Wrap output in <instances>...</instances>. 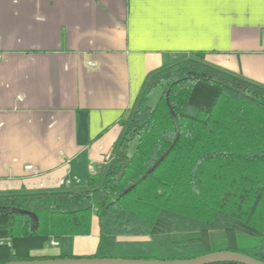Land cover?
Wrapping results in <instances>:
<instances>
[{
	"label": "crops",
	"instance_id": "crops-1",
	"mask_svg": "<svg viewBox=\"0 0 264 264\" xmlns=\"http://www.w3.org/2000/svg\"><path fill=\"white\" fill-rule=\"evenodd\" d=\"M192 53L264 87L258 0H0V195L102 182L148 79ZM98 246L94 219L40 254Z\"/></svg>",
	"mask_w": 264,
	"mask_h": 264
},
{
	"label": "trees",
	"instance_id": "trees-1",
	"mask_svg": "<svg viewBox=\"0 0 264 264\" xmlns=\"http://www.w3.org/2000/svg\"><path fill=\"white\" fill-rule=\"evenodd\" d=\"M204 57L192 53L148 79L102 182L0 195V264L80 258L40 252L91 235L94 219L99 246L88 258L231 251L264 262V87Z\"/></svg>",
	"mask_w": 264,
	"mask_h": 264
},
{
	"label": "water",
	"instance_id": "water-1",
	"mask_svg": "<svg viewBox=\"0 0 264 264\" xmlns=\"http://www.w3.org/2000/svg\"><path fill=\"white\" fill-rule=\"evenodd\" d=\"M17 212L28 214L39 223L38 216L29 211L16 210ZM218 263H238V264H264L248 255L231 252L219 251L202 255L193 259L185 260H135V259H116V258H70V259H40L34 261H14L5 264H218Z\"/></svg>",
	"mask_w": 264,
	"mask_h": 264
},
{
	"label": "snow or ice",
	"instance_id": "snow-or-ice-1",
	"mask_svg": "<svg viewBox=\"0 0 264 264\" xmlns=\"http://www.w3.org/2000/svg\"><path fill=\"white\" fill-rule=\"evenodd\" d=\"M258 3L262 10H264V0H258Z\"/></svg>",
	"mask_w": 264,
	"mask_h": 264
},
{
	"label": "built area",
	"instance_id": "built-area-1",
	"mask_svg": "<svg viewBox=\"0 0 264 264\" xmlns=\"http://www.w3.org/2000/svg\"><path fill=\"white\" fill-rule=\"evenodd\" d=\"M62 183H64V182H62Z\"/></svg>",
	"mask_w": 264,
	"mask_h": 264
}]
</instances>
